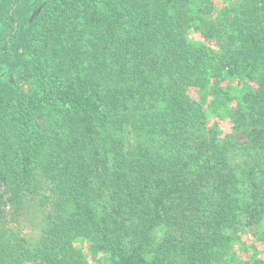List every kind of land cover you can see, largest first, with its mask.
Wrapping results in <instances>:
<instances>
[{
	"label": "trees",
	"instance_id": "obj_1",
	"mask_svg": "<svg viewBox=\"0 0 264 264\" xmlns=\"http://www.w3.org/2000/svg\"><path fill=\"white\" fill-rule=\"evenodd\" d=\"M20 47L0 264H264V0H48Z\"/></svg>",
	"mask_w": 264,
	"mask_h": 264
},
{
	"label": "rangeland",
	"instance_id": "obj_2",
	"mask_svg": "<svg viewBox=\"0 0 264 264\" xmlns=\"http://www.w3.org/2000/svg\"><path fill=\"white\" fill-rule=\"evenodd\" d=\"M19 1V3H17ZM214 4L217 7L222 5H234L236 0H213ZM48 0H9L5 2L0 9V38L5 37L11 31H14L12 35L13 39L16 38V41L11 43V48L4 57H0V93H13L17 89L27 92L29 90L28 85L25 82H22L20 72L22 71L21 60L19 58V53L21 52V44L23 42L24 36L29 31L34 19L41 12L42 8L46 5ZM7 5V6H5ZM15 7L13 8V6ZM5 6V7H4ZM11 8V9H10ZM2 10H4L2 12ZM8 10H11L9 13L14 21H7L6 16L8 15ZM3 19L7 23L3 22ZM4 24V25H3ZM6 24V25H5ZM198 38V37H197ZM212 51L216 52L218 49L216 47L211 48ZM231 86V94H237L241 91V88L236 89V83L234 81L228 82ZM14 86V87H13ZM210 121H218V124L221 125L223 130L228 131V128H225V124L213 118L212 115H209ZM30 231V228L24 227V232ZM250 231H246L242 235V243L247 247L245 252L237 254V257H242L243 260L250 259V255L253 252L249 245L253 243L256 245V250L260 251L262 246H258L255 241L250 236ZM29 234H31L29 232ZM240 247V244L235 246L237 250ZM250 247V248H249ZM262 253L258 252L257 258H260ZM30 264V263H28Z\"/></svg>",
	"mask_w": 264,
	"mask_h": 264
}]
</instances>
